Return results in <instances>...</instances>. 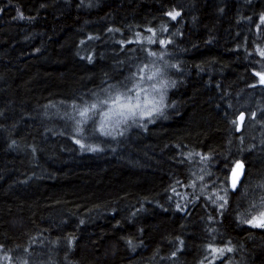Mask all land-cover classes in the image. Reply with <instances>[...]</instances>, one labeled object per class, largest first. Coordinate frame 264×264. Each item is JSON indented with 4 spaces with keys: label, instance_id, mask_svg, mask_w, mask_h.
Instances as JSON below:
<instances>
[{
    "label": "trees",
    "instance_id": "trees-1",
    "mask_svg": "<svg viewBox=\"0 0 264 264\" xmlns=\"http://www.w3.org/2000/svg\"><path fill=\"white\" fill-rule=\"evenodd\" d=\"M261 52L264 0H0L2 263L264 264ZM156 69L151 116L77 115Z\"/></svg>",
    "mask_w": 264,
    "mask_h": 264
},
{
    "label": "snow or ice",
    "instance_id": "snow-or-ice-1",
    "mask_svg": "<svg viewBox=\"0 0 264 264\" xmlns=\"http://www.w3.org/2000/svg\"><path fill=\"white\" fill-rule=\"evenodd\" d=\"M169 16H171L173 19L176 18V16L179 15V13H168ZM22 16V14H21ZM154 42V41H153ZM161 44L166 43L165 41H160ZM152 55H155L153 53ZM261 55H264V52H261ZM147 65H144L143 68H141V72H143L145 69H147ZM160 74V70L156 69L147 77L148 80H155V78ZM257 76L260 77V83H264V74L256 73ZM138 88V91L135 93L134 96H126L124 94L117 95L115 98H112L110 100H103L99 103H92L90 106H85L83 109L78 110L77 115L81 118H83L84 122H87L89 119L95 120L97 116L102 117L100 120V127L99 131L103 133L104 135H111V131L108 130L109 125L115 120V125H118L122 120L126 122V120L129 117H134L137 115V112L139 111L141 115L144 116H151L153 112L158 111L159 109L156 107H153L150 111H144L141 101H140V93L145 92L146 90L143 88ZM156 89V85H153V90ZM132 89H129V92H131ZM110 107L107 108L105 111H98L101 109L103 105H109ZM153 104V100L151 99H145L143 101V105L147 106ZM76 143H80L79 140L76 141ZM243 164L237 163L234 169H230L232 175L230 178V188L235 190L240 179V175L243 172ZM219 199L223 200V197H219ZM223 207V205H221ZM257 212L258 215H252L251 218L245 219L243 222L250 224L253 227L258 228H264V197L260 198L259 203L253 202L249 206V212ZM213 252H219L220 254H223L225 251H232L231 248L227 249H212Z\"/></svg>",
    "mask_w": 264,
    "mask_h": 264
},
{
    "label": "rangeland",
    "instance_id": "rangeland-1",
    "mask_svg": "<svg viewBox=\"0 0 264 264\" xmlns=\"http://www.w3.org/2000/svg\"><path fill=\"white\" fill-rule=\"evenodd\" d=\"M153 85H156V89H155L154 92H152V93H153V95H152L151 93H149V91L151 90V89H150L151 86H152V88H153ZM138 87H139V88H143V89L146 90L145 92H141V93H140V101H141V104H142V107H143V110H144V111H150V110L154 107V104H156V105L158 104V108L161 109V107H162L163 104H162L161 96H159V93L157 92V87H159V83H158L157 81H153V80H151V84H148V85L143 84V85H139ZM137 91H138V88H136V89L133 91L134 93L131 92V93H129V94H124V95H126V96H134L135 93H136ZM122 92H123V91H119L118 93H114V94H113V92H110V93L107 94V97H103L102 99H100V101H103V100H110V99H112V98H115L117 95L123 94ZM145 99H151V100H153V103H154V104H150V105L144 106V105H143V101H144ZM97 103H99V102H97ZM110 106H111L110 103H109V105H103V106L101 107V111H105V110H107V108L110 107ZM99 111H100V110H99ZM141 116L143 117L144 115H141L140 112L138 111L136 116H134V117H129V118L126 120V122L122 120L118 125H115V127H113V125L115 124V120H113V122L110 124V126L113 127V128H119V127H122L123 124H124V125H128V124H130L131 122L140 119ZM101 119H102V117H100V120H101ZM99 124H100V121H99ZM123 130H124V128H121L119 131H115V133H116V132L123 131ZM212 256H213V257L211 258V262L215 261V259L218 258V256H219V252H213V251H212ZM2 260H3V257L0 256V264H3V263H2Z\"/></svg>",
    "mask_w": 264,
    "mask_h": 264
},
{
    "label": "water",
    "instance_id": "water-1",
    "mask_svg": "<svg viewBox=\"0 0 264 264\" xmlns=\"http://www.w3.org/2000/svg\"><path fill=\"white\" fill-rule=\"evenodd\" d=\"M245 121H246V112L245 111H242L239 115H238V117H237V132H241L242 130H243V128H244V124H245ZM237 163H242L243 164V172H242V174L240 175V179H239V183H238V185H237V187L239 186V184H240V181L242 180V178H243V175H244V173H245V163H244V161L243 160H240V161H238ZM236 163V164H237ZM236 166V165H235ZM235 168V167H234ZM231 175H232V173L230 174V178H231ZM236 187V188H237Z\"/></svg>",
    "mask_w": 264,
    "mask_h": 264
},
{
    "label": "bare ground",
    "instance_id": "bare-ground-1",
    "mask_svg": "<svg viewBox=\"0 0 264 264\" xmlns=\"http://www.w3.org/2000/svg\"><path fill=\"white\" fill-rule=\"evenodd\" d=\"M121 30V29H120ZM246 118H247V114H246Z\"/></svg>",
    "mask_w": 264,
    "mask_h": 264
}]
</instances>
